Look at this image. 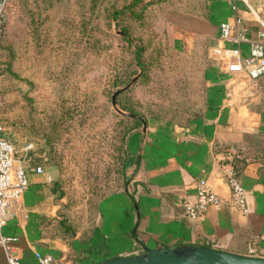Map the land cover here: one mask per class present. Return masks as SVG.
<instances>
[{"label": "rangeland", "instance_id": "obj_1", "mask_svg": "<svg viewBox=\"0 0 264 264\" xmlns=\"http://www.w3.org/2000/svg\"><path fill=\"white\" fill-rule=\"evenodd\" d=\"M81 1L10 0L0 38L2 59L12 58L10 67L2 65L0 82L6 133L17 155L34 142L29 162L42 163L53 179L64 182L61 207L75 213H86L90 202L124 186L113 166L125 149L117 137L125 125L121 104L146 119L189 121L207 106L212 64L208 34L197 33L186 50L173 43L169 26L204 27L207 0H154L143 19L131 20L112 19ZM126 22L133 37L153 38L145 56L147 63L151 59L150 77L134 81L114 105V91L143 68L133 56L134 45L123 38ZM115 74L117 86L110 84Z\"/></svg>", "mask_w": 264, "mask_h": 264}, {"label": "crops", "instance_id": "obj_2", "mask_svg": "<svg viewBox=\"0 0 264 264\" xmlns=\"http://www.w3.org/2000/svg\"><path fill=\"white\" fill-rule=\"evenodd\" d=\"M234 0H207L204 27L173 23V43L189 50L197 33L208 34L209 46H239L250 53V43L230 42L221 37V23H233ZM242 26L249 35L264 18V0H236ZM248 3L257 12L250 11ZM208 103L204 112L187 123L170 118L147 119L131 130L124 186L101 201L100 216L91 239L83 232L63 236L51 231L48 217L59 216L63 198L55 197L53 175L36 172L29 162L30 183L18 207L3 226L22 264H36L37 251L51 253L56 264H95L104 259L143 251L150 247L197 244L248 253L249 247H264V74L254 81L246 71L229 72L212 60L207 70ZM243 143L245 158L240 177L247 189L248 212L231 204L210 205L198 218L189 217L183 200L196 199V181L207 177L225 197L231 189L224 173L228 159L225 145ZM0 264H9L0 244Z\"/></svg>", "mask_w": 264, "mask_h": 264}, {"label": "built area", "instance_id": "obj_3", "mask_svg": "<svg viewBox=\"0 0 264 264\" xmlns=\"http://www.w3.org/2000/svg\"><path fill=\"white\" fill-rule=\"evenodd\" d=\"M9 4L10 0H0V34L7 20ZM248 6L250 11L257 12L252 4L248 3ZM233 8L237 11L235 21L221 23V37L225 41L250 43V53L245 55L239 46L217 44L209 46L208 55L212 60H216L223 70L246 71L251 79L257 81L264 74V18L258 14L257 33L249 35L248 27L242 26V17L238 12L236 0L233 1ZM4 130L5 125L0 119V244L5 248L9 264H22L20 255L12 242L17 237L6 235L3 232V226L12 209L19 206L29 186V157L27 156L35 145L33 141H30L22 148L25 152L17 155L18 148L3 134ZM227 154L228 159L224 163V173L231 189L230 196H223L213 188L207 177H200L196 181V199L192 200L186 197L183 200L185 213L189 217L198 218L207 211L210 205L223 203L234 205L243 212L249 211L247 189L233 163V158L240 157L241 151L236 145H230L227 148ZM33 169L43 173L45 166L42 163H36ZM248 254L264 256V247L258 244L251 245ZM36 264L56 263L51 253L37 251Z\"/></svg>", "mask_w": 264, "mask_h": 264}, {"label": "trees", "instance_id": "obj_4", "mask_svg": "<svg viewBox=\"0 0 264 264\" xmlns=\"http://www.w3.org/2000/svg\"><path fill=\"white\" fill-rule=\"evenodd\" d=\"M38 1H59V0H38ZM86 1L91 2L89 5L96 11L109 12L110 17L115 20H120L122 18H130V20L143 19L142 16L145 10L148 7H150L154 2V0H124V3L122 4H119L118 2L119 0H82L81 2L85 3ZM207 7H208V3H207ZM207 15H208V9H207ZM6 24L7 22L5 23L4 29L0 34V38L5 33ZM122 32H123V38L126 41H128V43H130L131 45H134V47H132L131 49L133 56L136 59V62L139 65L143 66L142 70L136 71L135 73L132 74V76L135 77L136 75H138L136 81H139L141 79H148L150 77L151 59H149V63H147L145 56L148 53L150 54L149 44L152 43L153 38H146L143 34H138L136 35V37H133L131 35L130 25L127 22L123 23ZM1 49L2 48L0 46V73L2 76V70H3L2 65L7 64V66L10 67L12 65V58L10 57V59L7 62L4 59H2ZM110 84L116 86L118 85V79L116 74L113 76V80L111 81ZM130 87L126 89H129ZM126 89H124L118 94L117 96L118 102H121L120 98ZM112 102H113V97H112ZM121 106L124 108V110L123 109H119V110L120 113L123 115V118H125L124 119L125 125L123 129L118 132L117 137H119L118 140L120 139L122 141V144L125 145V149L124 150L122 149V151H120L118 155L115 156V160H114L115 163L113 166H115L114 167L115 174L117 171L118 173H122V176L124 177L126 163H127V154H128V150L126 147L127 136L131 130H133L138 126H141L143 122L141 119L128 114V112H132L137 115H140L139 112H137V110L134 109V107L129 106L127 102L122 103ZM140 116L144 117L142 114ZM2 118L3 117L0 110V119L4 123V120ZM185 122L187 123L188 121ZM3 134L11 140L10 136H8L6 133V129L3 131ZM117 145L118 143L115 139L114 146L117 147ZM230 145H236L241 151L240 157L233 158V163L237 169V172L240 174L243 162L245 158L248 157L246 146L243 143L227 144L225 145L224 150L227 151V148ZM50 187L52 194L57 198H61L67 194V191L64 187V182L61 181V179H52L50 182ZM100 202L101 200H99L98 202L93 201V203L90 202L89 205L87 206L88 210L86 213H75L72 211V209L70 211H67L61 208L59 212V216L48 217L46 219V224L51 225L50 228L51 231H58L63 236H72L76 234L77 231H82L83 239L85 240L91 239L93 236V232L95 231L98 222V217L100 214L99 213ZM71 205L72 204H69V206ZM74 209L75 206H73V210Z\"/></svg>", "mask_w": 264, "mask_h": 264}, {"label": "water", "instance_id": "obj_5", "mask_svg": "<svg viewBox=\"0 0 264 264\" xmlns=\"http://www.w3.org/2000/svg\"><path fill=\"white\" fill-rule=\"evenodd\" d=\"M138 75L123 87L117 88L112 97L117 105V96L136 81ZM147 126V119L132 112ZM143 251L104 259L95 264H264V256L232 251L208 245L181 244L150 247L142 242Z\"/></svg>", "mask_w": 264, "mask_h": 264}]
</instances>
